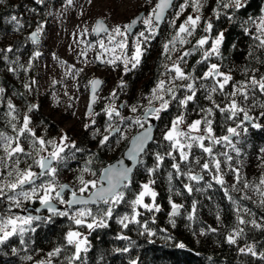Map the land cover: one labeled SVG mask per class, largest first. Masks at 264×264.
<instances>
[{
    "label": "trees",
    "instance_id": "trees-1",
    "mask_svg": "<svg viewBox=\"0 0 264 264\" xmlns=\"http://www.w3.org/2000/svg\"><path fill=\"white\" fill-rule=\"evenodd\" d=\"M28 1L0 0V88L3 89L0 92V134L12 137L14 147L15 137L23 127L25 116L29 117L28 127L35 134V137L31 133L20 136L19 143L24 152L12 158L7 156L0 143V184L14 180L15 169L23 171L31 165V170L38 172L39 167L34 164V160L40 158L45 148L52 147V143L47 142L51 141V134L60 129L50 114L42 112L45 101L34 81L37 71L34 53L39 42L33 43L30 27L38 26L45 17V2ZM200 2L202 7L198 11L192 7V0H188L187 6L180 12V5L185 4V0H175L168 20L164 22L165 29L155 31L140 64L124 75V96L131 111L123 120L117 118L113 121L121 126L115 128L119 131H111V137L101 143V129L107 125L108 119L99 114L94 122H88L71 135L72 144L61 154L63 161L56 163L57 174H69V180L76 187L82 185L81 178L85 181L90 172L97 178L105 165L123 155L138 125L135 117L140 113L132 111V106L135 109L139 107L141 111L148 103L161 102L153 99V89L167 73V64L172 55L170 47L174 46L173 38L177 35L179 24L191 14L199 15L200 20L192 29V35H181L185 41L181 49H187V53H190L183 65L187 78L190 77L194 83L196 95L192 101L181 105L180 100L185 98L183 89L177 95L156 93L168 99L169 107L161 111L155 138L141 156L131 180L120 190L124 193V200L113 206V215L107 219V226L89 229L86 224L76 225L72 219L77 209L86 207L99 220L108 208L103 201L72 209L65 207L61 211L67 210V216L48 212L34 215L39 216L40 220L33 221L31 228L35 230L24 233L23 242L19 235H15L0 245V264H132L133 261L136 264H264L262 196L257 190L255 195L251 193L255 188L244 187L249 184L264 191V185H260L264 179V173L261 172L263 168L260 167L254 175L248 173L247 169L246 172L242 171L244 165L251 168L252 162L257 164L264 160V115H261L264 113V93L258 88L249 89L247 101L241 95L231 96L238 87L249 84L251 77L255 76L257 80L264 77V47L260 46L264 35L259 30L260 21L264 19V0H242L243 7L240 9L222 6L230 0ZM177 12H180L179 16ZM209 23L212 28L205 31ZM206 33L211 36L225 34L219 55L212 54L208 59L202 57V48L197 45L199 38ZM165 44L168 45L167 51ZM211 64L218 65L222 73L232 77L223 90H219L214 77H204ZM214 86L218 90L211 92ZM173 94L176 99L172 98ZM209 95L211 100L208 99ZM233 98L252 117V122L244 120L243 113L230 118L229 112L219 110L227 108ZM209 108L212 109L211 115L206 111ZM182 114H186L190 121L211 120L212 136L218 138L228 135L229 127L243 121L237 143L234 144L239 154L228 144L221 149L219 144H213V153L209 156L194 144L191 149H186L188 160H181L179 149H173L171 142L164 139V134L172 121ZM255 122L261 127H253ZM39 138L45 140L43 146L38 143ZM34 139H37L35 147ZM170 152L171 156L168 155ZM224 153L232 159L228 160ZM157 156L163 157V160H157ZM214 160L223 164L219 172L215 169ZM174 163L179 165L178 170L172 167ZM204 163H209L208 170L203 169ZM233 169H239V181ZM9 171H13V176L7 175ZM221 171L232 174L236 181L223 180V184L218 183L213 177L219 176ZM198 173L202 174L200 179H190V176ZM48 179L41 177L37 184ZM144 184H149L155 191L154 203L159 205L160 211L150 212L142 206H136L139 223L131 222L134 214L131 202L143 190ZM92 188L89 187L85 193ZM189 188L192 190L189 191ZM25 190H29V186H25ZM144 200L145 203H153L150 196H145ZM30 203L37 205L39 200L33 197L30 201H24L21 198L17 207L6 197L0 198V216L23 214ZM173 203L180 206L174 217L171 216ZM124 216L129 217L127 228L119 223ZM85 219L92 221L91 216ZM173 219L174 226L170 222ZM240 219L248 223L240 224ZM253 220L260 227L253 226ZM237 228L243 229V234L236 237L234 244L228 243L227 237L234 234ZM72 230L88 233L87 251L81 250L79 258L75 246L67 243V233ZM179 244L184 247L180 248ZM249 246L254 248L257 253L255 256L240 252L241 248ZM57 248L60 249L58 254L49 255L55 253ZM125 248L127 252L123 251Z\"/></svg>",
    "mask_w": 264,
    "mask_h": 264
},
{
    "label": "rangeland",
    "instance_id": "rangeland-1",
    "mask_svg": "<svg viewBox=\"0 0 264 264\" xmlns=\"http://www.w3.org/2000/svg\"><path fill=\"white\" fill-rule=\"evenodd\" d=\"M30 2L31 0L28 1V3ZM44 2L45 17L42 18L38 26L30 27V32H32V30H37V28H41L39 33L40 40L38 41L39 45L36 51L39 52L40 55L38 57L36 56L35 60L37 71L34 76V81L45 101L43 103L42 112L50 114L55 122H57L60 129L58 132L51 134L52 147L45 148L40 157L49 155V153L54 150V145L70 146L72 144L71 135L88 122H94L96 116L99 114H103L108 119L107 125L101 129L103 138L108 136L109 139L112 135L111 131L115 130V128H121L119 124H114L113 121L117 118L123 120L131 111L130 106L127 104V99L124 96L126 84L122 79L127 73L124 71V61L130 60L131 56L134 54L138 38L144 54L146 49L151 45L153 36L147 42H144L143 38L139 37L140 32H145V36L149 35L146 31V26L142 22L133 32L128 33L126 36H116L115 41L112 43L109 42L108 36L109 34L114 35L112 30L117 26L123 31L124 26L130 24L134 16L141 11L145 12L143 18H147L157 4V0H71V3H69L68 0H44ZM191 16L195 18L197 15L191 14ZM99 18L104 19L106 24L110 26L108 32H102L100 34L94 33L93 29ZM166 20H168V17ZM166 20L164 22H166ZM184 23L185 21L180 23L179 26ZM164 26L163 23L162 26L158 30L156 28L155 31L160 32L164 30ZM182 34H180V38H182ZM217 36H211L210 33H206L199 38V40L204 37L208 38V42L201 46L202 55L205 51L211 50V45ZM121 40L126 44L124 49L116 47V42ZM101 41L104 43L105 47L109 49L108 51L100 47ZM184 44L185 43L181 44L179 38H177L174 41V46L170 47L172 55L167 64V73L160 80L164 81V89H158L156 93L161 94L163 92L166 94L168 92L167 89L171 88V93L176 95L179 94L180 89L184 90L185 97L191 95V90L187 89L186 85L189 83L194 85L193 81L189 79L190 77L183 80L174 78L175 71L172 68L173 64L179 63L180 68L187 77L183 63L186 57L184 53L188 50L181 49ZM112 49L115 50L113 51ZM98 56L100 59H97ZM117 57H120V59H116ZM181 57H183V59H181ZM202 57L204 58V55ZM108 60H113L115 62L107 63L106 61ZM128 67L131 68V63L128 64ZM94 77L103 78L104 83L96 94L93 111L88 113L87 109L90 99L89 87ZM214 80L222 82L223 77L215 76ZM189 91L190 93L188 94ZM165 100L168 99L165 97ZM161 102L156 101L151 104L148 103L144 110L148 109L153 104L159 108ZM110 109H115L119 115L113 112L110 117L108 115ZM144 110L139 111V107H137L135 111L136 113H140L136 115L135 118L139 120L140 124L143 126L145 122L141 120V116ZM180 116L183 117V122L179 125L181 131L188 132L191 136H207L205 130L208 125L205 124L202 119H199L202 121L199 130L193 131L190 129L189 125L196 120L190 121L186 114ZM256 123L257 122H255V124ZM140 124L137 125V130L142 128ZM240 124L241 122L238 125ZM170 128L166 129L165 133ZM233 128H237V125ZM237 132L240 134L239 127L237 128ZM238 136H234L235 138L231 140L233 145L237 143ZM64 137H66V139H62ZM214 138L219 139L218 137ZM181 143L187 145L191 143V141L181 138ZM203 143L206 147H212L214 144L207 138H205ZM226 144L228 143H219V149L222 147L224 148ZM67 147L64 148V151ZM186 149L187 147L184 148V151H186ZM226 161L228 160H225V162ZM56 163L57 162L53 163L54 167H56ZM222 167L223 164H220L219 171ZM260 167L263 168L261 172L264 173V160L257 164L252 162L251 168L244 165L242 171L246 172L247 169L248 173L254 175ZM219 176L228 182L236 181L232 174H225L224 171H221ZM98 177L96 178V176L90 172L84 182L95 181L96 186L99 184ZM52 179L57 185H62L67 182L73 186V183L69 180V174L67 173L58 175L56 172L55 177ZM82 186L83 185L73 186V191L85 193L86 191H79ZM89 187H93L91 183H88L87 189ZM251 193L255 195L256 190ZM63 198L68 200V193L65 194ZM74 214H76V211ZM24 215L25 214H20L18 216ZM87 222L91 223L92 221ZM72 231L79 232L81 238L86 239V244L82 245L81 250L85 247L87 248L88 233L80 230Z\"/></svg>",
    "mask_w": 264,
    "mask_h": 264
},
{
    "label": "snow or ice",
    "instance_id": "snow-or-ice-1",
    "mask_svg": "<svg viewBox=\"0 0 264 264\" xmlns=\"http://www.w3.org/2000/svg\"><path fill=\"white\" fill-rule=\"evenodd\" d=\"M37 3H43L44 0H36ZM69 3H71V0H68ZM172 0H158V3L156 4L155 8L152 10V12L149 14L147 18H142L138 17L137 19H134L130 24L125 25L123 31H121V28L117 26L112 30L114 35L109 34L108 39L109 42L112 43L115 41L116 36H126L128 33L131 32L132 28L134 25L137 24V22H142L146 26V31L149 33L148 36H145V32H140L139 37L143 38L144 42H147L149 39L152 38V36L155 33V29L159 27V22L163 19L165 10L168 9L171 6ZM188 0H185V4L180 5V12L184 10V8L187 6ZM225 8L228 7H233L235 9H240L243 7L242 0H230L229 3H223L222 5ZM192 7L194 10L198 11L200 7H202V4L200 0H192ZM180 12H177L176 15L179 16ZM219 15V14H217ZM13 20L16 19V17H12ZM200 20V16L197 15L195 18H193L191 15L188 16L187 20L185 21L184 24H181L179 26V29L177 31V36L173 38V42L179 38V42L181 44L185 43L184 39L180 38V34L185 33L188 36L192 35V29L195 28L197 25V22ZM155 21V24H154ZM212 28V24L209 23L207 25V28L205 31H208ZM259 30L261 32V35H264V19H261L260 21V26ZM41 31V28H37L35 32L32 33L31 39L33 43L37 42L39 33ZM95 32H107L108 29L104 26L103 21H98L97 26L95 29H93ZM225 34L220 33L215 40L213 41L211 45V50L210 51H205L204 52V59H208L210 55L216 54L219 55V49L220 45L224 42ZM259 39V37H257ZM208 42V38L204 37L201 38L200 40L197 41L198 46H203ZM260 46L264 47V40L260 41ZM100 47L105 48V51H108L104 45V43L101 41L100 42ZM116 47L120 49H124L126 47V44L123 40L116 42ZM165 51L168 50V45H164ZM113 51L115 49H112ZM11 51V49H9ZM190 53H184L185 56L189 55ZM35 56H39L40 53L36 52L34 53ZM83 55V53H82ZM143 55V49L141 47V43L138 38V42L136 43L135 46V51L134 54L131 56L130 60H125L124 64V71L128 72L131 71V69L136 68L140 62H141V57ZM97 59H100L98 56ZM116 59H120V57H117ZM183 59V57H181ZM107 63H114L115 61L113 60H108L106 61ZM131 63V68L128 67V64ZM172 68L175 71V77L176 79H186L187 77L185 76V73L182 71V69L179 66V63L173 64ZM215 76H222L223 80L222 82L217 80L216 84L219 85V90H223L224 86L229 83V81L232 79L231 76L226 75L218 70V65L212 64L211 67L207 72L204 73V77H215ZM100 84L99 80H94L92 81V88L93 92H95L96 87ZM187 89L191 90L192 94L187 95L183 100H180L181 105H186L189 101H192L193 98L196 95V90L194 88V85L192 83H189L186 85ZM259 89L261 93H264V77H261L259 80L256 79L255 76L250 78V82L247 85H241L238 87L233 93H231L232 97H235L236 95H241L243 100L247 101L249 99L248 97V91L249 89L255 90ZM164 89V81H160L157 85L156 89H153V99H159L161 100V104L159 108H153L149 111V115L155 116L157 119L159 118V113L161 111L166 110L169 107V101L163 99L161 96H157L156 92L157 90ZM218 89L217 87H212L211 92H216ZM3 89L0 88V92H2ZM169 93L172 92V89L169 88L167 89ZM173 99H176L175 95L173 94ZM95 99V97H93ZM208 99L211 100L212 97L211 95L208 96ZM11 107V105H10ZM219 108V106H216ZM221 112H229L231 114L230 118L236 117L239 113H243V119L246 121L251 122L252 117L248 115V113L239 106L237 101L233 98L228 105L227 108H219ZM132 111H136L135 107L132 108ZM209 115L212 113V109L209 108L206 110ZM113 112L116 113V115H119L118 112H116L115 109H110L108 111V115L111 117ZM261 115H264L262 113ZM183 122V117H177L175 120L172 121V126L171 128L164 134V139L167 141L171 142L170 146L173 149H179L180 152V159L183 161L188 160V152L184 151V148L187 147L188 149H191L194 144H197L199 148L203 150L204 153H207L209 156H212L213 153V148L212 147H206L203 141L205 138L208 140L212 141L214 144H219L221 142H227L230 147L233 148L234 151L239 154V149L235 148V145L232 144L231 142V137L238 136L239 133L237 132V128L240 127V125H237V128L229 127L227 129V132L229 135H225L219 139L214 138L211 133H212V127H211V120L205 119L203 122L208 125L206 128V134L205 135H200V136H191L190 133L181 131L179 129V125ZM137 124H140V121H136ZM202 121L201 120H196L194 121L191 125H189L190 129L193 131L199 130V127L201 125ZM243 123V121H241ZM29 124V117L25 116L24 117V123L23 127H21L18 130V135L15 137L16 144L13 147L12 146V137H4L2 134H0V143L3 144L5 151L7 153V156L9 158H12L15 154L18 153H23L24 149L20 146L19 143V138L20 136L25 135L26 133H31L33 137H35V134L32 133V130L28 127ZM141 127H143L142 124H140ZM253 127L260 128L261 125L259 124H253ZM87 127V126H86ZM114 131H119V129H115ZM181 138L188 139L191 141V143H188L187 145L181 143ZM66 139V137L62 138ZM151 139L150 136V130H146L144 133H142L138 139H137V144L136 147L133 149V151L129 154L130 158L135 160L136 156L144 151V145L148 140ZM108 140V136H105L101 143H104ZM37 143V139L33 140V146L35 147ZM38 143L43 146L46 142L44 139L39 138ZM47 143H52L51 141H48ZM67 147V145H54V150L49 153L47 156H42L37 160H34V164L37 165L40 169L39 172H34L31 170L32 166L30 165L28 169H25L23 171L19 169H15V179L9 181L8 183H3L0 184V198H7L9 201H11L15 206L19 207L21 198L24 201H30L35 197L36 199L39 200V203L47 208V210L50 213H53L55 215L59 216H67L69 213L67 210L61 211L59 210L56 205L53 203L55 200L59 204H66L68 206V209H72L74 205H87L89 203L88 200H82L76 196V193H72V199L70 200H65L63 198V192L65 188H67V185H57L54 180L52 179L55 177L57 168L53 166V162H61L63 161L64 157L61 155V153L64 151V148ZM264 151V149H262ZM168 155H172V153H168ZM225 157L228 160H231L232 157L228 156L226 153H224ZM157 160H163V157L157 156ZM198 162V161H197ZM16 163L18 164L19 161L17 160ZM215 169L217 172L220 169V162L218 160L213 161ZM172 167L174 169H179L178 164H173ZM203 169L208 170L209 169V163H204L203 164ZM131 171V169H121L118 172H116L114 175H109L106 177L109 180V187L107 189H100L96 193H94V202H99L103 201L104 204L108 205L107 210L103 213V216L97 220L95 216H93L92 210L89 208H79L76 210L75 216L72 217L74 220V223L76 225H82L86 224L87 228L92 229V228H100V227H106L107 226V219L111 218L113 215L114 211V205L120 204L124 200V193L122 191H119L121 187H126L125 181L128 180V173ZM232 171L235 172L236 174V179L237 181L240 180V175H239V169H233ZM9 177L13 176V171H9L7 173ZM41 177H48L49 179L46 182H41L37 184V180H39ZM190 179L193 181H196L200 179L199 176L197 175H192L190 176ZM218 183L223 184V179L220 176H215L213 177ZM88 183H91L93 187H95V181L91 182H84L83 179L81 178V184L83 185L79 191L84 192L87 187ZM260 185H264V179L260 181ZM25 186H29V190H25ZM245 188H255V190L260 191L262 199L260 200V203L264 205V191H261V189L258 186L254 185H249L245 184ZM189 191L192 189L189 188ZM54 194V195H53ZM145 196H150L153 200V203L148 204L144 203V197ZM156 198V193L150 188L149 184H144L143 185V190L137 195L136 199L133 200L131 203L133 205V216L131 217V222H136L139 223V221L136 219V217L139 215L138 212H136V206H142L144 209L148 211H160L159 205L155 204ZM247 198V197H245ZM179 205L172 204V212L171 216H176L178 214V209ZM193 209H195V204L193 205ZM38 211V210H37ZM247 211V209H245ZM92 217V222L88 223L86 221V217ZM189 219H192L191 216H189ZM40 220L39 216H33V215H24V216H0V245L5 244L6 241H8L11 237L15 235H19L21 238V242H23V236L24 233H26L29 230H35L31 228V225L33 221H38ZM129 217L124 216L123 218L120 219L119 223L123 225V227L127 228L129 226L128 224ZM173 226L175 225V220L170 221ZM240 224H245L248 223V221H245L244 219L239 220ZM253 226L255 227H260L259 224H256V222L253 220L251 221ZM145 231L147 232V228H145ZM214 231V230H213ZM151 234V233H149ZM203 234V233H202ZM243 234V229L237 228L234 234L229 235L227 237L228 243L234 244L236 242V237L240 236ZM67 243L69 245H74L75 246V252L77 258H79V253L81 252L82 245L86 244V239H82L80 236L79 232L76 231H69L67 233ZM180 248H183V244L178 245ZM84 251H87V248H83ZM123 251L127 252L128 249L125 248ZM60 252V249L57 248L55 250V253H50L49 255L53 254H58ZM240 252L244 253H250L251 255H256L257 253L254 251V248L252 246L245 248H241ZM132 264H136V261H133Z\"/></svg>",
    "mask_w": 264,
    "mask_h": 264
},
{
    "label": "water",
    "instance_id": "water-1",
    "mask_svg": "<svg viewBox=\"0 0 264 264\" xmlns=\"http://www.w3.org/2000/svg\"><path fill=\"white\" fill-rule=\"evenodd\" d=\"M175 0H172V3H171V6L165 10V13H164V17L163 19L159 22V27H157V30L162 26V24L164 23V21L166 20L168 14H169V11L172 9L173 7V4H174ZM157 3H158V0H157ZM144 11H141L139 12L136 16H134V18L132 19V21L134 19H137L138 17H142L144 16ZM98 21H103V24L104 26L108 29V31L110 30V26L106 24V22L104 21V19L102 18H99ZM97 21V22H98ZM131 21V22H132ZM141 24V22H137L136 25L133 26L131 32H133L139 25ZM97 26V23L95 24L94 26V29L96 28ZM36 30H33L31 33H30V37L32 35L33 32H35ZM107 31V32H108ZM130 32V33H131ZM95 34H100L102 32H95ZM40 40V37L38 36V40ZM94 80H99L100 81V84L96 87V90L95 92H93V88H92V81ZM91 83H90V87H89V91H90V99H89V104H88V109H87V112L88 113H91L93 111V104H94V101L95 99H93V97H96V94L98 93V91L100 90V88L102 87L103 83H104V80L103 78L101 77H94L92 79ZM153 108H157L156 105H153L151 107H149L148 109H146L142 116H141V120L145 121L146 122V125L144 127H142L141 129L137 130L133 135L132 137L130 138L129 140V143L126 147V149L124 150L123 152V155L120 156L119 158L109 162L107 165H105L101 171H100V174H99V184L96 185L94 188H92V190L88 193H76V196L82 200H88L89 203L87 205H74L73 207H80V206H88V205H95V204H98L99 202H94V193H96L97 191H99L100 189H107L109 187V180L106 178L108 177L109 175H114L116 172H118L119 170L121 169H131V171L128 173V180L125 181V185L127 182H129L132 178V175L136 169V167L138 166L139 164V161H140V158L141 156L145 153V151L147 150V148L149 147V145L153 142L154 138H155V132H156V128H157V123H158V119L153 116V115H149V111ZM249 122V121H247ZM252 122V121H251ZM146 130H150V136H151V139L148 140L146 142V144L144 145V151L143 152H140L137 156H136V159L133 160L130 158V153L133 151V149L136 147V144H137V139L138 137L144 133ZM114 132V131H113ZM54 163V162H53ZM40 171V169H39ZM38 171V172H39ZM197 176H199L200 178L202 177V174L201 173H198V174H195ZM62 185H67L68 187L65 188L64 192H63V196L65 194L68 193V200L72 199V193L74 192L73 191V186L69 183H63ZM123 187H121L119 189V191L122 189ZM53 203L56 205V207L59 209V210H62L64 209L65 207H68L66 204H59L57 203L55 200L53 201ZM38 210V211H37ZM179 211V209H178ZM45 212H48L50 213L47 208H45L44 206H42L40 203L35 205L34 203H30L26 206L25 210L23 211V214H27V215H40V214H44ZM34 264H39V263H34ZM42 264H48V262H45V263H42Z\"/></svg>",
    "mask_w": 264,
    "mask_h": 264
},
{
    "label": "flooded vegetation",
    "instance_id": "flooded-vegetation-1",
    "mask_svg": "<svg viewBox=\"0 0 264 264\" xmlns=\"http://www.w3.org/2000/svg\"><path fill=\"white\" fill-rule=\"evenodd\" d=\"M145 122V121H144ZM231 138H233V137H231ZM27 215V214H26Z\"/></svg>",
    "mask_w": 264,
    "mask_h": 264
},
{
    "label": "bare ground",
    "instance_id": "bare-ground-1",
    "mask_svg": "<svg viewBox=\"0 0 264 264\" xmlns=\"http://www.w3.org/2000/svg\"><path fill=\"white\" fill-rule=\"evenodd\" d=\"M132 137V136H131Z\"/></svg>",
    "mask_w": 264,
    "mask_h": 264
}]
</instances>
